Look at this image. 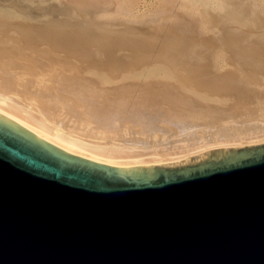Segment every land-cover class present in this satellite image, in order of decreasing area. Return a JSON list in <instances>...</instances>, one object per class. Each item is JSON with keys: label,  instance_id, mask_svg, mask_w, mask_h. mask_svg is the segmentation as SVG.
Listing matches in <instances>:
<instances>
[{"label": "bare ground", "instance_id": "bare-ground-1", "mask_svg": "<svg viewBox=\"0 0 264 264\" xmlns=\"http://www.w3.org/2000/svg\"><path fill=\"white\" fill-rule=\"evenodd\" d=\"M148 1L0 0V116L95 161L264 143V0Z\"/></svg>", "mask_w": 264, "mask_h": 264}, {"label": "water", "instance_id": "water-1", "mask_svg": "<svg viewBox=\"0 0 264 264\" xmlns=\"http://www.w3.org/2000/svg\"><path fill=\"white\" fill-rule=\"evenodd\" d=\"M0 264H264V143L95 161L0 116Z\"/></svg>", "mask_w": 264, "mask_h": 264}, {"label": "rangeland", "instance_id": "rangeland-1", "mask_svg": "<svg viewBox=\"0 0 264 264\" xmlns=\"http://www.w3.org/2000/svg\"><path fill=\"white\" fill-rule=\"evenodd\" d=\"M142 1V0H141ZM156 1H158V0H153V1H148V3L146 4V5H144V3L142 4V2H141V6L143 7V8H145V9H149V8H153V7H155V8H160V6H162L160 3H159V1L158 2H156ZM148 5V6H147ZM151 6V7H150ZM169 7V6H168ZM163 8H167V6H163ZM170 8V7H169ZM179 9H183L181 6H179L178 7ZM256 144H262V143H256ZM245 145H243V146H237V147H244ZM248 146V145H247Z\"/></svg>", "mask_w": 264, "mask_h": 264}]
</instances>
